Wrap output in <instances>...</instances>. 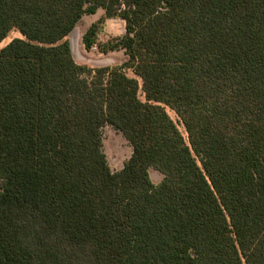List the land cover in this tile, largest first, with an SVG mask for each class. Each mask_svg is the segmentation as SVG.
I'll return each instance as SVG.
<instances>
[{"label": "trees", "instance_id": "1", "mask_svg": "<svg viewBox=\"0 0 264 264\" xmlns=\"http://www.w3.org/2000/svg\"><path fill=\"white\" fill-rule=\"evenodd\" d=\"M98 8L83 45L123 19L101 46L120 65L74 59L66 36ZM12 29L0 264H264V0H0ZM104 124L132 148L117 171Z\"/></svg>", "mask_w": 264, "mask_h": 264}, {"label": "rangeland", "instance_id": "2", "mask_svg": "<svg viewBox=\"0 0 264 264\" xmlns=\"http://www.w3.org/2000/svg\"><path fill=\"white\" fill-rule=\"evenodd\" d=\"M104 15V10L98 8L96 13L90 15H83L78 21L73 30L66 36L70 41L74 59L79 63H85L92 67L98 66H117L122 64L127 55L123 49L102 51V45L118 36H121L125 31V22L119 17H106L99 24L97 30V43L87 50L85 49L82 36L93 22H96ZM22 37L17 29L9 31L8 35L0 41V49L5 46L13 38ZM125 72L132 77H136L131 68H125ZM139 98L144 100L141 90L138 92ZM170 116L177 122L176 114L167 108ZM178 123V122H177ZM180 130L185 134L183 126L178 123ZM102 132V149L106 155L107 163L112 171H117L122 168L124 162L131 154L132 148L123 134L115 127L104 124L101 128ZM149 174L154 183H158L162 178V174L154 168L149 169Z\"/></svg>", "mask_w": 264, "mask_h": 264}]
</instances>
